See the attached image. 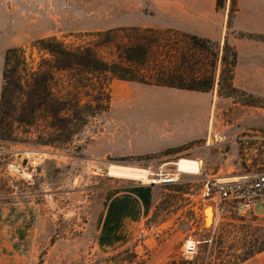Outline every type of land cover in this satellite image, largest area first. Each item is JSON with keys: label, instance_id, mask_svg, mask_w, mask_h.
<instances>
[{"label": "rangeland", "instance_id": "rangeland-1", "mask_svg": "<svg viewBox=\"0 0 264 264\" xmlns=\"http://www.w3.org/2000/svg\"><path fill=\"white\" fill-rule=\"evenodd\" d=\"M160 2L0 0V97L7 50L25 49L36 65L43 55L37 43L47 38L95 48L105 60L118 61L137 35L153 37L154 63L170 64L190 53L215 74L213 89L190 100V91L109 77L81 87L79 73H58L57 95L72 101L62 114L66 121L42 114L31 126H16L12 140H0V231L15 247L13 264H186L200 254L206 261L234 263L264 248L262 204L244 213L231 202L204 197L206 186L227 174L264 172V139H186L196 131L188 124L193 116L210 120L214 135L227 137L237 120L264 113L257 109L264 99L220 86L228 70L225 42L212 41L218 47L205 56L186 36L194 34L173 29L172 16L158 13ZM237 6V0H226L219 11L227 15L226 39L249 55L252 42L243 41L230 19ZM109 31L114 42L101 44L100 35ZM254 99L258 104L251 106ZM194 102L207 114L189 112ZM182 158L202 160L203 169L172 181ZM110 166L150 169L159 182L113 177ZM241 264H264V251Z\"/></svg>", "mask_w": 264, "mask_h": 264}, {"label": "trees", "instance_id": "trees-1", "mask_svg": "<svg viewBox=\"0 0 264 264\" xmlns=\"http://www.w3.org/2000/svg\"><path fill=\"white\" fill-rule=\"evenodd\" d=\"M225 5L226 0L217 1L218 10L223 9ZM235 14L234 10L230 19H233ZM144 33L157 34L153 30H147ZM174 33L178 34V32ZM100 36L104 37L101 44L110 45L114 42L110 31ZM186 36L191 38L194 46L202 54H206L205 56L211 54L214 47H218L209 39L196 35ZM156 46L158 42L153 37L148 39L143 35H137L128 46L123 47L118 61H109L102 58L95 48L82 46L70 48L56 38H47L37 43L43 55L36 65L29 61L25 49L7 50L0 97V140H12L16 136V126H31L42 114L58 124L66 121V117L62 114L72 101L62 100L57 95L56 90L59 86L57 75L61 72L79 73L82 76L79 81L81 87H86L85 82L93 81L94 78L109 77L149 86L203 93L213 89L215 74L203 68L194 59V55L184 53L177 62L157 64L152 57ZM223 52V62L228 70L222 71L220 86L226 85L230 92L238 93L239 90L234 86L238 52L227 40L224 43ZM249 104L256 106L258 101L254 99ZM72 132L73 130L67 131V136H70ZM201 244L206 247L208 243L203 241ZM263 251L264 248H260L257 253L238 257L234 263L223 259H218L219 261L215 263L209 260L210 257L206 261V257L200 254L186 264H241Z\"/></svg>", "mask_w": 264, "mask_h": 264}, {"label": "crops", "instance_id": "crops-1", "mask_svg": "<svg viewBox=\"0 0 264 264\" xmlns=\"http://www.w3.org/2000/svg\"><path fill=\"white\" fill-rule=\"evenodd\" d=\"M218 0H162L158 3V13L164 16H172L173 29L192 33L196 36L209 39L211 41L225 42L228 30L227 15L221 13L217 7ZM238 6L234 16V29L242 33L243 41L245 39L252 42V53L245 55L241 46L238 45L237 66L235 69L234 86L252 96L264 99V0H237ZM230 44V42L228 41ZM231 45V44H230ZM232 46V45H231ZM173 89V88H169ZM178 90V89H177ZM183 91V90H182ZM193 95L187 98L196 100L198 95L203 92L190 91ZM264 112V108H257ZM186 110V109H185ZM184 109L182 111H185ZM188 111L193 114H204L208 108L198 107L196 102L190 103ZM243 117L233 124H236V131H228L227 137L214 135V126L210 120L194 118L188 122L190 127L196 128V131L186 133V139H264V113L260 117ZM199 127L197 128V126ZM234 125L230 126L233 127ZM196 135V136H195ZM195 136V137H194ZM222 136V137H221ZM191 159L192 158H182ZM208 166V163L206 164ZM124 168H139L126 167ZM176 167V164H175ZM221 171L223 168L220 169ZM229 172V171H228ZM263 173V172H260ZM238 175V176H235ZM250 175V173L227 174V178L236 177V179ZM238 177V178H237ZM222 179H225L224 177ZM231 179V178H230ZM218 181V180H216ZM5 232L0 231V264H13L12 258H15V247L7 246L5 241Z\"/></svg>", "mask_w": 264, "mask_h": 264}, {"label": "built area", "instance_id": "built-area-1", "mask_svg": "<svg viewBox=\"0 0 264 264\" xmlns=\"http://www.w3.org/2000/svg\"><path fill=\"white\" fill-rule=\"evenodd\" d=\"M204 197L214 202H231L240 212L255 213L258 204L264 206V172L247 175L238 181L209 183Z\"/></svg>", "mask_w": 264, "mask_h": 264}, {"label": "bare ground", "instance_id": "bare-ground-1", "mask_svg": "<svg viewBox=\"0 0 264 264\" xmlns=\"http://www.w3.org/2000/svg\"><path fill=\"white\" fill-rule=\"evenodd\" d=\"M203 164L198 160L191 159H180L176 162V171L173 175L172 181L179 178L181 174L187 175H199L203 169ZM109 173L113 177L124 178L130 180H136L143 182L144 184L158 183L159 180H153L155 175L150 171V169L145 168H124L121 166H110ZM161 177V175H159ZM236 178H225L218 180L220 183L236 181ZM155 181V182H154ZM207 215L210 219L213 217V210L209 207L207 210ZM208 224V223H207Z\"/></svg>", "mask_w": 264, "mask_h": 264}, {"label": "water", "instance_id": "water-1", "mask_svg": "<svg viewBox=\"0 0 264 264\" xmlns=\"http://www.w3.org/2000/svg\"><path fill=\"white\" fill-rule=\"evenodd\" d=\"M200 162H201V164H204V162L202 160H200ZM15 169H17V167H15ZM193 250H194V248H193Z\"/></svg>", "mask_w": 264, "mask_h": 264}]
</instances>
